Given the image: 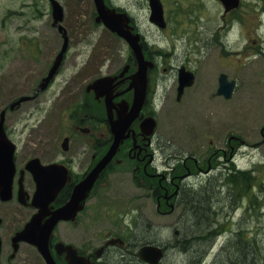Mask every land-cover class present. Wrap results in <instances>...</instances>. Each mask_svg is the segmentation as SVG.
Listing matches in <instances>:
<instances>
[{"label": "rangeland", "instance_id": "1", "mask_svg": "<svg viewBox=\"0 0 264 264\" xmlns=\"http://www.w3.org/2000/svg\"><path fill=\"white\" fill-rule=\"evenodd\" d=\"M112 1L122 4L125 0ZM133 1L146 40L152 46L150 56L156 58L159 67L149 73V79L151 87H158L161 94L155 130L156 137L164 144V153L185 157L177 166L186 172L196 170V163L189 156L202 161H197L199 166L208 164L207 158H210L211 165L227 162L228 167L248 171L246 179L245 176L243 178L247 184L239 181L241 185L236 188L240 191L236 196L227 187L232 188V185L219 178V167L213 169L209 176L196 177L192 186L187 187L186 193H194L208 185L215 186L213 196L209 197L210 206L216 207L215 214L209 212V223L204 225V229L209 232V229L216 228V232L208 241L203 240L193 248L203 255L195 264L228 261L229 246L242 245L244 235L255 236L256 245L264 254V13H261L264 0H239V5L227 12L219 0H162L169 25L161 33L147 21L146 3L139 0L140 8L138 0ZM67 3L61 24L66 27L71 48L62 69L50 87L40 94L38 103L25 102L6 114L5 125L19 144V158L26 154L28 142V131L21 133L23 126L41 125L33 132H45L50 137L41 147L48 159L57 151V139L61 137L62 129L75 132L74 118L82 110L78 103L80 98L67 92L58 94L64 76L73 74L75 66L81 67L82 57L91 55L83 69L92 78L94 67L103 60L102 68L108 70L125 64L118 55L122 51L125 53L124 46L120 50L116 48L122 41L95 25L91 17L93 10L87 0H67ZM51 23L48 0H0V110L17 96L30 93L51 65L62 42L61 35ZM88 40L93 41L92 47L74 49ZM158 49L165 54L161 55ZM82 50L84 52L76 59V52ZM181 61L195 73V80L178 101L177 97L174 100L177 69L170 65L178 67ZM220 72L237 81L232 96L227 100L214 95L216 77ZM159 73L164 77H159ZM83 78L84 74L74 78L67 89L84 84ZM157 78L162 81L158 82L161 88L154 83ZM50 130L55 131L50 133ZM35 136L39 137L38 134ZM48 148L51 150L47 155ZM220 151H225V155ZM214 152L219 153L213 157ZM217 156L222 160L216 162ZM102 182L107 186H98L96 202L102 201L103 190L110 195L108 203L112 215L109 216L116 227L122 229L130 223L132 229H127L133 234V223L137 227L147 224V232L151 231L149 235L155 237L156 242L170 243L163 264H187L188 256L179 252L180 243L177 241L176 247L172 243L180 238L178 230L182 232L185 229L181 206L175 212H157L154 202L145 197L139 182L128 179L127 174L121 171L106 174ZM232 189L236 192L234 187ZM232 203L237 206L230 207ZM101 214L104 219L99 218L98 222L109 224L107 215ZM239 236L240 240L237 239ZM254 258L251 256L248 261L264 264V261H254Z\"/></svg>", "mask_w": 264, "mask_h": 264}, {"label": "flooded vegetation", "instance_id": "2", "mask_svg": "<svg viewBox=\"0 0 264 264\" xmlns=\"http://www.w3.org/2000/svg\"><path fill=\"white\" fill-rule=\"evenodd\" d=\"M109 0H105L107 3ZM146 3V0H143ZM140 8L142 7L138 0ZM119 10L125 11L129 17L127 25L131 28L132 32L139 33L141 37V46L143 52L147 48L145 31L142 29V23L138 18L137 12L132 13L129 7H118ZM154 27V26H153ZM160 33L162 30L157 29ZM125 49V53L119 52L121 59L125 63L121 67L115 69H102L98 67L96 74L115 77L112 81V89L110 94L112 96L111 111L113 112V118L118 113L129 111L133 89L131 85V75L136 69L135 59L131 54V50L122 44L121 49ZM112 53V52H111ZM81 68L78 71H74L73 74H78L83 70V67L88 64L91 59V55L86 58H82ZM185 62H179L186 69H189ZM124 73L119 76V73L123 70ZM177 69V65H170ZM159 68L157 63H154L152 69ZM151 69V70H152ZM165 71V69H163ZM103 73V74H102ZM71 75L74 77V75ZM159 77H164L159 73ZM149 79V78H148ZM93 80V79H92ZM91 80V81H92ZM90 81V82H91ZM157 82V83H156ZM161 79L154 81L156 86L161 88ZM70 83V78L66 80V86ZM89 83V82H88ZM87 83V84H88ZM81 85L79 88H73L70 92L77 93L80 97L79 108L82 107L80 114L74 118L75 126L73 127L75 132H69L68 129L63 128L61 137H67L66 150L59 147V138L57 139L58 147L54 156L49 159V162H55L61 164L68 169V180L57 192L56 198L49 204V210H53L60 206L65 200L68 199L74 184L83 177L84 173L93 165V163L99 158L100 155V139L101 137L107 144L111 141V133L109 129V123L107 119L100 115L101 110L104 112L103 98L96 95L93 90H88L85 86ZM183 90L182 95L184 94ZM153 88L150 87V82L146 89L144 101L141 105L137 117L131 121L127 128V137L123 139L119 146V154L124 155L126 151L127 163L132 167V171H135L134 177L139 178L141 185L148 188L150 193L156 194L157 207L165 204L169 208H174L179 200L180 193L185 190L182 181L188 177V174H194L193 171L180 175L176 173L175 165L184 161L183 157L175 153H164L163 143L159 141L154 135L149 138L143 133L140 122L146 116H153L157 124L158 112L154 109L153 102L151 101V95ZM181 97L178 99L180 101ZM169 96L167 97L168 100ZM176 97H174V100ZM166 98L164 105L166 103ZM123 110V111H122ZM102 112V113H103ZM205 120V117H203ZM206 122V120H205ZM40 127V124L38 125ZM6 133L9 134V129L5 128ZM78 130V131H76ZM12 140V139H11ZM61 141V140H60ZM35 149V148H34ZM51 148H48L47 155ZM219 153V152H218ZM214 152V156L218 154ZM222 155H225V151H220ZM37 155V154H36ZM17 155L14 158L15 173L11 176L10 184V197L4 200L0 195V264H48L43 252L47 251L54 264H70V259L80 260L79 258H86L87 261L92 264H148L143 261L137 254L139 247L143 244L157 243L156 238L152 235L144 236V239H139L137 243H132L129 239L124 240L122 233L115 235L119 241H112L109 245L108 236L111 231L109 226L106 229H99L98 217L95 215L92 208L86 201L80 211L75 213L74 217L68 220H59L54 225L53 229L45 239V233L40 232L34 235L32 238L26 235V238L19 236V232L24 228L25 224L30 220L31 216L36 212L35 207L32 205L31 200L33 193L36 189V183L31 171L25 169L26 161L31 158V155L26 153L19 158ZM39 156V155H38ZM194 160V163L198 172L196 176L204 174H211L212 165L210 158H207L208 164H201L199 166L197 158L189 156ZM40 159L41 156H39ZM46 160L48 158L46 157ZM216 162L221 161L222 158L216 157ZM172 161V163L170 162ZM41 162L44 163L42 160ZM168 167L164 168L163 164ZM221 165L224 164L220 162ZM176 170V171H175ZM191 177V176H189ZM5 178L0 176V192L4 189ZM162 192V193H161ZM162 194V195H161ZM234 203L231 204V206ZM211 208V206H210ZM49 217L48 214L44 215L41 222H44ZM114 238V239H116ZM104 239V240H103ZM40 246L38 245V243ZM142 242V244L140 243ZM177 242V241H176ZM173 242V247L178 246V243ZM64 245H70L74 250L65 248ZM175 243V244H174ZM169 242L162 245L163 250L168 249ZM42 248H46L42 249ZM165 257H163L165 259ZM164 259H162L164 261ZM162 260L159 264H162Z\"/></svg>", "mask_w": 264, "mask_h": 264}, {"label": "water", "instance_id": "3", "mask_svg": "<svg viewBox=\"0 0 264 264\" xmlns=\"http://www.w3.org/2000/svg\"><path fill=\"white\" fill-rule=\"evenodd\" d=\"M53 4V16L56 20H59L61 18V7L57 4L55 0H51ZM224 6V10L227 11L229 9H232L234 7H237L239 4V0H220ZM94 3L96 5L97 11L99 15L102 17L104 24L111 30L115 31L121 36H123L127 42L131 45L132 49L134 50V54L137 58L138 62V70L133 76V85H134V97H133V107L129 113H127L125 116H120L117 120L111 121V131L113 132L114 138L113 141L108 148L105 155L102 157V159L98 162V164L86 175V177L79 182L73 191V194L71 196V199L67 202L65 206L61 208L59 213L56 217L51 218L45 227H43L41 230H44L46 235L49 233V230L53 226V224L56 222L59 218H70L74 212L77 209V205L79 201H81L85 195L86 192L90 189L92 186L94 180L97 178L100 171L105 167V165L109 162V160L112 158V156L115 154L117 146L119 144L120 139H122L124 136V131L127 128L128 123L135 117L136 113L139 111L144 95H145V85H146V72L147 67L151 65L150 62L145 61L143 59L140 46L137 43L138 36L137 35H131L128 31H125L121 29L119 25V19H115L114 16H111L108 14V11L105 9L103 5V0H94ZM149 6H150V21L154 22L160 27H163L165 25L164 19H163V9L162 4L160 0H149ZM65 36V33H64ZM66 48V37H64V43L60 50V52L57 54L53 65L51 66L48 74L46 77L43 78L42 82L38 85V90H42L46 87L49 80L53 77L57 67L59 66L63 52ZM178 96L181 95L183 87L190 85L193 81V74L190 71L185 70L183 67L179 69L178 74ZM104 82V78H100L96 80V83H99V87H101V83ZM106 84V81L104 82V87ZM235 85L234 80H228L227 75L225 73H220L218 77V87H217V94L223 95L225 98H230L232 95V91ZM101 89V88H100ZM103 89V88H102ZM28 97H21L17 101H14L10 104V107L12 108L15 104L19 103L22 100H26ZM105 103L107 106V112L110 114V107L108 104V98L105 97ZM3 122H4V110L0 112V173L5 172V176L8 175V177L12 173V154L14 150V145L7 139L4 129H3ZM144 128L146 133H151L153 127H154V121L153 119L146 118L144 119ZM65 141H63V145L65 144ZM33 161H36L34 159ZM45 166L42 167V171L38 172L36 174L38 185L41 187L39 189V194H42L44 192V189H48V178L54 175L53 171H46ZM6 197L9 196V188L5 189ZM47 195H45L46 197ZM39 218L38 215H35L32 220L26 225V234H31L34 232L35 229L38 228ZM47 250L46 248H42ZM43 255L48 262V264H54L52 261L49 253L47 251H42ZM141 257L147 261H149L151 264H155L162 256V250L159 246L154 245H144L140 248L139 251ZM80 260L76 259H70V264H88L87 261L83 258H79Z\"/></svg>", "mask_w": 264, "mask_h": 264}, {"label": "trees", "instance_id": "4", "mask_svg": "<svg viewBox=\"0 0 264 264\" xmlns=\"http://www.w3.org/2000/svg\"><path fill=\"white\" fill-rule=\"evenodd\" d=\"M241 172L242 176L239 175L240 171H238V173H220V175L226 176L224 178L225 181L232 184L233 188V185L236 186L237 184H239L240 180H242L243 182L244 176L245 179L248 176L246 174L248 171L242 170ZM242 184L246 185L247 181H244ZM214 187L215 186L213 185H208L205 188H200L194 193L183 194V199L181 200V202L184 204V206H181V209L183 210L184 214L182 215L181 219L183 222H185L183 224V228L185 229L182 232L181 230H178L180 238L177 240L181 246L179 252L184 253L188 256L185 260V263L187 262V264H195L196 262H198L199 257H201V254L196 251H193V248L197 243L202 242L203 240L208 241L209 237H211L212 235L209 232L205 231L204 225L209 223V197L213 196L215 189ZM244 191H246V189H244ZM221 206L222 205H220V207ZM215 208L211 212L216 210ZM147 226V224L143 223L137 227L136 231L139 235V239L143 240L144 236L149 235L151 233V231L147 232V230H149ZM136 239L138 241V236H136ZM237 239L240 240L241 237L239 236V238L237 237ZM256 244L257 240L255 236H253L252 234L249 237L244 235L242 245L231 244L229 246L230 259H228V261L225 259L223 261L224 263L221 264H254L253 261H248L249 257L251 256H254L256 258H254V261H264V254L260 251L259 246Z\"/></svg>", "mask_w": 264, "mask_h": 264}, {"label": "bare ground", "instance_id": "5", "mask_svg": "<svg viewBox=\"0 0 264 264\" xmlns=\"http://www.w3.org/2000/svg\"><path fill=\"white\" fill-rule=\"evenodd\" d=\"M227 187L229 188V192H231L234 195V190L231 187H229V186H227ZM213 209H214V206L211 205L210 211H212ZM213 213L215 214V210L213 211ZM208 231H209L210 234H213V233L216 232V228H211V230L209 229Z\"/></svg>", "mask_w": 264, "mask_h": 264}]
</instances>
